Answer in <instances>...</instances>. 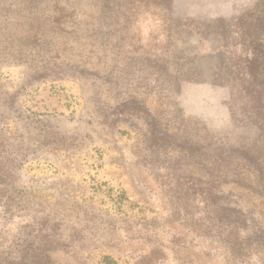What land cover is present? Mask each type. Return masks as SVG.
<instances>
[{
  "label": "rangeland",
  "instance_id": "obj_1",
  "mask_svg": "<svg viewBox=\"0 0 264 264\" xmlns=\"http://www.w3.org/2000/svg\"><path fill=\"white\" fill-rule=\"evenodd\" d=\"M263 9L0 0V263L264 264L207 171L256 133Z\"/></svg>",
  "mask_w": 264,
  "mask_h": 264
},
{
  "label": "trees",
  "instance_id": "obj_2",
  "mask_svg": "<svg viewBox=\"0 0 264 264\" xmlns=\"http://www.w3.org/2000/svg\"><path fill=\"white\" fill-rule=\"evenodd\" d=\"M262 15L263 17H256L255 30L260 37L252 42L244 73L248 76L249 83L262 92L255 109L243 119L244 126L254 128L256 133L251 141L242 146L228 147L218 142L216 148H209L210 165L207 171L211 206L213 207V200L216 198L213 195L214 188H220L216 199L220 202L222 213L233 216L238 228L251 229L258 246L264 249V14ZM243 199L249 204L245 205ZM5 264L13 262L5 261Z\"/></svg>",
  "mask_w": 264,
  "mask_h": 264
}]
</instances>
